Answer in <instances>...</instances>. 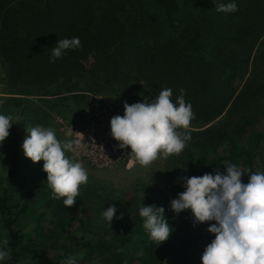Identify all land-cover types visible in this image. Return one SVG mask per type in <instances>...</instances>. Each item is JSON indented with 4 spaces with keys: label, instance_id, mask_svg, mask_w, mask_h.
<instances>
[{
    "label": "trees",
    "instance_id": "obj_1",
    "mask_svg": "<svg viewBox=\"0 0 264 264\" xmlns=\"http://www.w3.org/2000/svg\"><path fill=\"white\" fill-rule=\"evenodd\" d=\"M220 2L228 0H0V113L13 116L0 144V238L11 250L3 264L68 256L78 264H201L214 236L175 224L178 178L223 173L226 163L264 171V0H236L235 13L216 12ZM74 36L80 47L50 63L56 41ZM163 88L173 102L183 89L194 114L179 129L191 136L186 147L164 155L170 197L151 180L118 188L88 176L66 208L46 184L43 161L23 154L25 129L49 127L62 140L55 119L81 127L95 95L132 104ZM142 199L163 207L173 229L159 245L142 226ZM109 205L117 209L110 227L101 215Z\"/></svg>",
    "mask_w": 264,
    "mask_h": 264
},
{
    "label": "clouds",
    "instance_id": "obj_2",
    "mask_svg": "<svg viewBox=\"0 0 264 264\" xmlns=\"http://www.w3.org/2000/svg\"><path fill=\"white\" fill-rule=\"evenodd\" d=\"M218 13L238 11L236 0L214 4ZM79 37L63 38L51 48L49 62L60 59L66 50L78 49ZM173 102L171 88H163L151 100L122 102L123 115L110 118L111 137L120 149H130L138 164L148 165L159 154H179L191 140L187 131L193 119L191 104L184 100V90ZM13 116L0 113V144L9 136ZM27 135L21 148L32 163L43 161L46 184L55 198H63L66 208L74 205L79 187L88 181L87 170L67 155L74 152L78 141L60 140L52 128L41 125L25 129ZM224 172L218 169L201 176H183L178 180L183 191L170 201L174 214L190 211L194 223H209L207 232L214 239L206 245L201 264H264V171L250 172L235 163H226ZM247 175V183L242 176ZM144 198V192H143ZM117 212L114 205L102 210L110 227ZM142 226L150 239L165 242L173 229L164 216V208L142 203L138 208ZM119 219V216L115 217ZM7 239L0 238V264L11 257ZM62 264H78L68 256Z\"/></svg>",
    "mask_w": 264,
    "mask_h": 264
},
{
    "label": "rangeland",
    "instance_id": "obj_3",
    "mask_svg": "<svg viewBox=\"0 0 264 264\" xmlns=\"http://www.w3.org/2000/svg\"><path fill=\"white\" fill-rule=\"evenodd\" d=\"M3 88L4 76L0 72V96L3 95ZM93 100L94 106L90 112L91 115L86 116V122L78 129L71 128L66 123L55 119L62 140L79 142L75 151L67 154L82 164L89 177L107 180L118 188L126 186L135 178H143L157 183L161 190L169 196L162 171L164 154H159L146 166L138 164L134 156L130 155V149H120L118 142L110 135V118L115 115H123L122 101L101 95L95 96ZM101 145L103 150H109L112 155L106 160H101L98 157ZM174 220L181 229L207 241L212 238L211 234L207 232L210 222L196 224L192 216L184 211L176 214Z\"/></svg>",
    "mask_w": 264,
    "mask_h": 264
},
{
    "label": "built area",
    "instance_id": "obj_4",
    "mask_svg": "<svg viewBox=\"0 0 264 264\" xmlns=\"http://www.w3.org/2000/svg\"><path fill=\"white\" fill-rule=\"evenodd\" d=\"M95 96H97V95H95ZM95 96H93V97H92V100H91V110H93V106H94V100H93V98H94ZM90 112H91V111H90ZM90 115H91V113H90ZM88 116H89V115H88ZM57 120H59V122H61V123H64V121H62V120L59 119V118H57ZM70 127H71V126H70ZM71 128H73V127H71ZM74 129H78V128H74ZM102 148H103V146L101 145V146H100V154H99V156H98L99 159H101V160H106V159H108L109 157L112 156L109 150H103ZM104 151H105V153H104Z\"/></svg>",
    "mask_w": 264,
    "mask_h": 264
}]
</instances>
